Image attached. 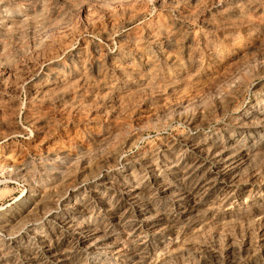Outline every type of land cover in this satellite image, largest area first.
<instances>
[{
    "label": "rangeland",
    "instance_id": "obj_1",
    "mask_svg": "<svg viewBox=\"0 0 264 264\" xmlns=\"http://www.w3.org/2000/svg\"><path fill=\"white\" fill-rule=\"evenodd\" d=\"M262 115L264 0H0V264H264Z\"/></svg>",
    "mask_w": 264,
    "mask_h": 264
},
{
    "label": "bare ground",
    "instance_id": "obj_2",
    "mask_svg": "<svg viewBox=\"0 0 264 264\" xmlns=\"http://www.w3.org/2000/svg\"><path fill=\"white\" fill-rule=\"evenodd\" d=\"M65 22V21H64ZM257 22V21H256ZM61 23V22H60ZM158 32V31H157ZM157 32H152V36L151 37H153L154 38V36L156 35V33ZM167 35V34H166ZM74 37V36H73ZM152 38V39H153ZM183 38V37H182ZM175 39V38H174ZM178 40V39H177ZM174 42V41H173ZM65 43V42H64ZM61 45V44H60ZM138 47V46H137ZM173 47V46H172ZM55 48V47H54ZM212 49V48H211ZM58 51V50H57ZM54 53V52H53ZM170 53H172V52H170ZM166 54V53H165ZM166 56V55H165ZM174 57V56H173ZM55 58V57H54ZM53 59V58H52ZM146 59V60H145ZM145 59L144 60H140V62L142 63L141 65H143V67H145L146 69L143 71V70H140V69H138V70H136V72L135 73H137L138 74V76L139 77H142V76H145V75H151L152 73H151V62L152 61H150V59H147L146 57H145ZM137 61V60H136ZM100 63V62H99ZM117 63V62H116ZM82 64H83V62H82ZM114 64V63H113ZM57 66V65H56ZM61 66V65H60ZM103 66V65H102ZM118 67L119 66H122L121 65V62H120V64H118L117 65ZM115 67V66H114ZM118 69V68H117ZM143 69V68H142ZM134 70V69H133ZM122 71V70H121ZM154 71V70H153ZM152 71V72H153ZM120 72V71H119ZM54 75H58L59 74V69L58 70H55L54 72ZM32 74V73H31ZM35 75V74H34ZM115 75V74H114ZM137 76V77H138ZM56 77V76H55ZM59 77V76H58ZM125 77V75H120V79H123ZM127 77V76H126ZM30 79V78H29ZM40 79V78H39ZM28 80V79H27ZM26 80V81H27ZM36 80H38V77H34V78H31L30 80H29V86H33V84L36 82ZM117 80V79H116ZM149 80V79H148ZM148 80H146L147 81V83H148ZM104 81V80H103ZM169 81H171V80H169ZM157 82V81H156ZM146 84V83H145ZM137 85V84H136ZM141 85H143V84H141ZM64 86V85H63ZM138 87V86H137ZM53 89V88H52ZM51 89V90H52ZM58 89V88H57ZM106 89H108V88H106ZM130 89H131V87H130ZM50 90V91H51ZM119 90H121V91H124V90H126V86L125 85H122V86H120L119 87ZM129 90V89H128ZM34 91V90H33ZM49 91V90H48ZM57 91V90H56ZM130 91V90H129ZM53 92V91H52ZM105 92V91H104ZM125 92V91H124ZM127 92V91H126ZM125 92V93H126ZM116 93V92H115ZM113 94V93H112ZM127 94V93H126ZM50 95V94H49ZM121 95H122V93L121 94H119L118 95V97H119V99L121 98ZM124 95V94H123ZM111 96V95H110ZM127 96V95H126ZM158 96V95H157ZM94 97V96H93ZM117 97V96H116ZM125 97V96H124ZM123 96H122V98H124ZM112 98V97H111ZM118 99V98H117ZM125 99V98H124ZM42 100V99H41ZM79 101V100H78ZM119 102V104H120V101L121 100H118ZM132 102V101H131ZM71 103V102H70ZM86 103V102H85ZM117 103V104H118ZM114 104H116V103H114ZM72 105V104H71ZM86 106V105H85ZM70 107V106H69ZM3 110V109H2ZM258 112V111H257ZM76 115V114H75ZM262 116H264V115H262ZM260 118H262V117H260ZM243 122V121H242ZM240 123V122H239ZM254 132V131H253ZM224 148V147H223ZM259 149V148H258ZM255 150V149H254ZM249 151V150H248ZM214 153V152H213ZM248 153V152H247ZM236 159V158H235ZM177 163V162H176ZM225 165V164H224ZM234 167V166H233ZM237 177V176H236ZM203 183V182H202ZM166 194V193H165ZM62 197V196H61ZM136 198V197H135ZM39 200V199H38ZM27 213V212H26ZM29 213V212H28ZM189 218V217H188ZM39 220V219H38ZM26 222V221H25ZM35 222V221H34ZM5 224V223H4ZM22 225V224H21ZM151 229V228H150ZM155 229H157V228H155ZM33 230V229H32ZM83 238V237H82ZM164 243V242H163ZM64 256V255H63ZM96 264V263H95Z\"/></svg>",
    "mask_w": 264,
    "mask_h": 264
}]
</instances>
